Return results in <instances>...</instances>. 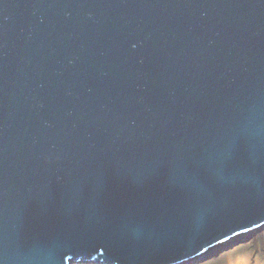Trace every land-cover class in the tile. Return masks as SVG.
I'll use <instances>...</instances> for the list:
<instances>
[{
    "label": "water",
    "instance_id": "95a60500",
    "mask_svg": "<svg viewBox=\"0 0 264 264\" xmlns=\"http://www.w3.org/2000/svg\"><path fill=\"white\" fill-rule=\"evenodd\" d=\"M263 231L264 0H0V264Z\"/></svg>",
    "mask_w": 264,
    "mask_h": 264
},
{
    "label": "rangeland",
    "instance_id": "374dc122",
    "mask_svg": "<svg viewBox=\"0 0 264 264\" xmlns=\"http://www.w3.org/2000/svg\"><path fill=\"white\" fill-rule=\"evenodd\" d=\"M223 248V247H222ZM195 264H264V231Z\"/></svg>",
    "mask_w": 264,
    "mask_h": 264
}]
</instances>
